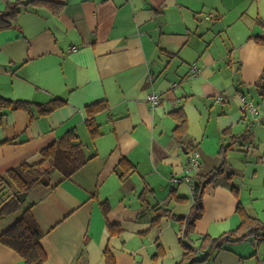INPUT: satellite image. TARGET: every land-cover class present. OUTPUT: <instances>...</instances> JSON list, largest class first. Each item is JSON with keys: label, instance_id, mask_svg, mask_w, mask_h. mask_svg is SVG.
<instances>
[{"label": "crops", "instance_id": "1", "mask_svg": "<svg viewBox=\"0 0 264 264\" xmlns=\"http://www.w3.org/2000/svg\"><path fill=\"white\" fill-rule=\"evenodd\" d=\"M66 2L59 14L29 6L15 28L0 31V94L68 102L47 116L32 118L24 110L3 116L0 178L39 163L42 150L72 130L91 159L71 178L55 172L34 188L21 210L0 220V234L32 206L44 234V264H108L107 248L113 264H178L186 252L180 242L185 225L164 213L188 218L198 176L221 163L219 152L229 144L225 173L206 187L203 215L186 242L198 258L205 255L201 237L240 227L239 204L264 221V122L256 119L260 112L245 115L239 98L255 91L264 72V42L256 40L264 38V0ZM5 7L0 0V10ZM193 63L198 77L191 75ZM153 90L162 95L157 108L147 100ZM220 94L225 98L218 103ZM99 101L109 109L97 116L103 134L92 140L85 109ZM180 107L197 115V128L189 126L186 138L190 151L173 138L169 113ZM193 151L200 152L201 166L188 180ZM124 157L137 170L121 180L116 168ZM158 241L166 256L156 263ZM0 264L25 261L0 243ZM196 264H264V241L225 244Z\"/></svg>", "mask_w": 264, "mask_h": 264}, {"label": "trees", "instance_id": "2", "mask_svg": "<svg viewBox=\"0 0 264 264\" xmlns=\"http://www.w3.org/2000/svg\"><path fill=\"white\" fill-rule=\"evenodd\" d=\"M5 9L0 10V31L15 28L17 20L22 12L29 6L45 7L51 13L59 14L67 5L66 0H4ZM256 40L264 42V38L256 37ZM258 96L264 99V72L260 76L258 82L254 85ZM67 101L61 98H54L45 103H34L27 100H13L0 94V125L3 122V116L8 111L24 110L31 114L32 118L47 116L58 109L67 105ZM109 109L106 101H99L88 105L86 111V127L92 140H96L103 132L101 125L97 121V116ZM176 125L173 129V138L182 144L186 150L190 151V147L186 143L189 129L188 116L183 107L175 109L169 113ZM250 115V114H245ZM253 116V115H252ZM252 123L247 125L246 133L250 131ZM249 128V129H248ZM231 144L222 147L219 154L221 163L206 175L198 176V182L194 186L193 204L191 213L187 219L178 218L176 215L165 211L167 216L174 217L181 224L185 225L180 242L185 249V253L178 264H196L205 261L208 254L214 250L221 248L225 244L237 243L245 239L253 238L258 240L260 237L264 241V221L256 216L250 215L246 209L239 204L238 213L241 216V225L233 231L226 232L221 236L214 238L210 235L201 237L200 251L204 252L202 257L198 258L193 251L194 248L189 245L186 240L195 233V223L203 215V196L206 187L220 178L226 170L227 152L231 148ZM91 157L85 152V146L79 140V136L75 132L69 131L55 143L42 150V160L37 164H22L10 170L6 178H0V220L18 212L25 204L18 199V194L28 192V194L36 187L43 185L44 179L49 183L55 172H60L63 179L71 178L77 171L85 166ZM137 166L126 157L120 160L116 168V173L121 180L127 179L131 174L135 173ZM12 184L17 190L14 194L7 196L5 200V187ZM189 198H179L186 202ZM104 211H108V204L102 203ZM160 212V209H157ZM160 216H158V220ZM155 225V224H154ZM159 226L156 221L155 226ZM112 234L114 233V225H110ZM43 231L40 229L32 213V206L24 209L22 217L6 231L0 234V243L15 250L24 259L25 264H44L48 260V255L41 244ZM105 256L108 264L115 262L114 257L109 248L106 249ZM166 256V250L163 245L157 242V251L152 260L158 262Z\"/></svg>", "mask_w": 264, "mask_h": 264}, {"label": "built area", "instance_id": "3", "mask_svg": "<svg viewBox=\"0 0 264 264\" xmlns=\"http://www.w3.org/2000/svg\"><path fill=\"white\" fill-rule=\"evenodd\" d=\"M77 51V47H71L69 49V52H75ZM191 75L193 77H198L200 75V69L197 66L196 63H193L191 66ZM151 81L153 80V75H150ZM174 86H178L177 83L174 84ZM225 98L224 94H221L216 97V102L221 103L223 102ZM241 102H242V111L245 114H252L253 116H256L259 114V108L254 104L252 100L249 99L248 95L245 93H241L239 96ZM147 100L149 104L151 105L152 108L157 107L161 100H162V95L158 93L157 91H151L150 94L147 96ZM253 148V144L249 143L247 145V150L251 151ZM201 166V154L198 151H193L192 154L189 156V166L187 168V178L185 179H190L189 174H192L193 172H197L198 169ZM173 183H181L182 179L180 178H173L172 179Z\"/></svg>", "mask_w": 264, "mask_h": 264}, {"label": "rangeland", "instance_id": "4", "mask_svg": "<svg viewBox=\"0 0 264 264\" xmlns=\"http://www.w3.org/2000/svg\"><path fill=\"white\" fill-rule=\"evenodd\" d=\"M177 83V82H176ZM178 84V83H177ZM160 93V92H159ZM249 94V95H248ZM248 97L250 100H252L254 102V104L256 106H258L259 108V112L260 114L258 116H256L257 121L259 120L260 122H264V99L260 96H258V94L256 93V91H254V89H251L250 92L248 93ZM221 95V94H220ZM219 96V95H218ZM216 105V104H215ZM158 107V106H157ZM156 107V108H157ZM198 107V104H197ZM216 107H218V105H216ZM212 109L208 108V112H210ZM252 116V114H250ZM197 117L196 114H191L190 116H188V122L189 126H192V129H196L197 128V123L195 121V118ZM252 119V117H250ZM5 189V197L2 198V200H5L7 198V196L12 195L16 192V188L12 185L9 184L7 187L4 188ZM28 197V196H27ZM1 202V201H0ZM29 202V199L26 198V203ZM25 203V204H26ZM262 206V205H261ZM260 208V207H259ZM262 208V207H261ZM262 214V211H259ZM264 218V217H263Z\"/></svg>", "mask_w": 264, "mask_h": 264}, {"label": "water", "instance_id": "5", "mask_svg": "<svg viewBox=\"0 0 264 264\" xmlns=\"http://www.w3.org/2000/svg\"><path fill=\"white\" fill-rule=\"evenodd\" d=\"M47 183H48V182H47L46 179H44V180L42 181V184H43V185H46ZM27 196H28V192L21 193V194H18V199H19V201H20L21 203H24V202L26 201Z\"/></svg>", "mask_w": 264, "mask_h": 264}]
</instances>
